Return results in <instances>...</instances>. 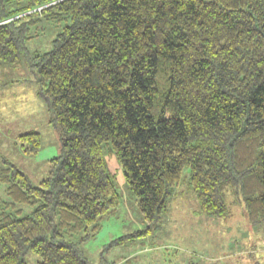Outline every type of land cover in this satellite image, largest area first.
<instances>
[{
	"label": "trees",
	"instance_id": "1",
	"mask_svg": "<svg viewBox=\"0 0 264 264\" xmlns=\"http://www.w3.org/2000/svg\"><path fill=\"white\" fill-rule=\"evenodd\" d=\"M44 23L63 28L29 57ZM26 56L61 154L39 186L0 170V264L29 252L38 264H91L73 239L93 237L120 205L105 149L148 229L188 174L202 214L228 219L241 203L264 223V0H0V65ZM20 141L40 150L37 132Z\"/></svg>",
	"mask_w": 264,
	"mask_h": 264
},
{
	"label": "rangeland",
	"instance_id": "2",
	"mask_svg": "<svg viewBox=\"0 0 264 264\" xmlns=\"http://www.w3.org/2000/svg\"><path fill=\"white\" fill-rule=\"evenodd\" d=\"M43 26L44 35L28 44L29 57L51 51L63 28ZM28 56L18 64L0 65V170L13 165L39 186L48 176L50 161L61 154V142ZM30 132L41 135L35 155L24 152L20 141ZM105 158L120 205L93 237L81 241L83 233L73 239L91 264H264V223L253 226L243 204H234L228 219L202 214L198 200L189 193L188 174L181 183V196L171 203L162 222L148 229L117 157L105 149ZM6 191L0 183V202L8 201ZM23 210L19 217L33 208ZM39 261L34 252L25 257V264Z\"/></svg>",
	"mask_w": 264,
	"mask_h": 264
},
{
	"label": "crops",
	"instance_id": "3",
	"mask_svg": "<svg viewBox=\"0 0 264 264\" xmlns=\"http://www.w3.org/2000/svg\"><path fill=\"white\" fill-rule=\"evenodd\" d=\"M180 196H181V192H178L177 195L174 197L173 201H174L175 199L179 198ZM173 201H172V202H173ZM255 263H256V261H255Z\"/></svg>",
	"mask_w": 264,
	"mask_h": 264
}]
</instances>
